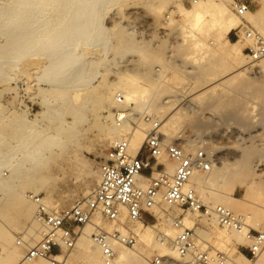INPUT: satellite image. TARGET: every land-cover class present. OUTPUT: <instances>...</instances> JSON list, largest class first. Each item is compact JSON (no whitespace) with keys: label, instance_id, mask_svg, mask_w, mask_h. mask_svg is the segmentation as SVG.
I'll list each match as a JSON object with an SVG mask.
<instances>
[{"label":"bare ground","instance_id":"1","mask_svg":"<svg viewBox=\"0 0 264 264\" xmlns=\"http://www.w3.org/2000/svg\"><path fill=\"white\" fill-rule=\"evenodd\" d=\"M106 1L107 0H0V73L17 70L19 63L23 59L39 57L44 61L38 64L36 62L33 63L32 68L33 70L41 71L39 81L43 80L51 86L61 87L65 83L67 84V81L64 80L67 74H73L74 72L79 78L77 77V80L72 86L75 88V93L73 95L75 97H81L93 94L96 88L91 87L92 89H90L88 87L90 82H80V78L83 77L89 57L96 47V43L93 42V39L96 37L99 38L100 36L102 37L101 34H95L97 28L101 26V18L97 16L96 13L102 10ZM162 1L161 4L168 3V0ZM195 3L196 5H193L192 9H187L182 3L176 2L174 6L171 7V10L168 11L169 17H167L169 24L175 22V20L171 19L174 13L182 17L180 29L182 30V38L194 42V45L202 52L199 55L200 58H204L207 52L210 53H208V64L200 67L193 77L194 80L192 79V84L188 85V87H182L181 93L187 100L186 104H178V99L174 96L168 100H165V98L163 99L164 91L158 87L153 91V81L148 80V77L144 74H138L137 77L133 75L122 78V69H119V72L116 71V76H120L119 79L115 78L114 80H110V82L98 92L97 105L95 108H92L94 109V111L92 110V114H96L95 117L97 116L105 122L104 135L108 141L113 143L123 136H129V151L133 156H136L143 147L147 125L138 120L140 127L136 129H131L127 124L118 127L113 122V110H111L114 105L112 97H114L115 93H122L125 98L126 107L135 104L132 110L137 111L139 113L138 115L147 113L159 121L162 124L160 131L166 137V141L176 142L182 145L181 142H179L181 139H176L175 137L182 123L188 121V116H192L193 112L199 111L197 103L201 104V102L204 101L209 104V107H214L221 103H229L230 105L232 102L235 103L236 99L239 100L238 96L244 98L243 100L245 101L247 100V92H245V90L252 85L250 76L251 71L254 68L264 70V58L255 63L254 61L253 63L248 61L249 57L243 52L240 46L241 42H233L229 38L230 33L242 25L244 21H242V18L238 17L236 13L230 10L225 2L215 3L214 0H199L195 1ZM163 6L164 5H160L159 8L157 7L159 13H161L160 10L164 8ZM55 8H57V10H63L61 13L62 17L57 20L56 26L52 28L50 33L45 36L38 35L40 27H36L35 24L38 19H41L39 14L44 13L43 10H55ZM172 8H174V10ZM244 19H246L252 27H256L257 31L264 37V8L260 10L257 17L249 11ZM27 22L33 23L32 27L27 26ZM101 31L104 33L105 28H102ZM129 35H131V33H129ZM25 37L38 38V40L36 43L34 40L29 42L25 40ZM131 38L132 37L129 36L128 39L131 40ZM207 39L208 41H206ZM198 57L196 58L195 56L197 60ZM101 58L102 55L99 53V59ZM152 59L154 62L161 63L160 55ZM166 69L168 68L163 67V70ZM164 76L165 75H162L160 78L163 77L164 79ZM236 76L241 78V82H237L239 83L238 85H236L235 82L234 85L230 86L229 83H233ZM158 78L154 79V81L156 84H161L164 80ZM237 79L239 78L237 77ZM158 80L163 81L158 82ZM244 93H246V95ZM195 102L197 103L195 104ZM246 104L244 103V108L247 110L246 112H248L250 106L248 108ZM43 105L46 108V111L42 114L46 116L45 118L33 121L27 119L21 120V126L26 128L29 134H22L18 131L17 135L22 138L25 135H29V137L26 140L16 137V139H14L16 146H14L13 149H8V151L4 153H0V170L2 168L10 170V176L7 179L0 178V190L8 191L26 184L29 179L27 174H32L34 176L37 173H41L43 169H47L53 161L62 155V150L65 147L63 141L73 142L76 140L79 126L84 119L78 118L74 111L66 109L68 108L67 106H65L67 111L63 109L64 113L62 110L58 111L61 108L60 106V108L58 107L59 109H55L57 110V112L55 111L57 117H53V113L50 114V111L53 109L51 108L50 102L44 101ZM97 108L103 109L104 112L107 113V116L102 117L97 114ZM249 110H251V108ZM49 114L52 115V117H49ZM248 115H250V113ZM68 116L71 117L70 120L67 119ZM43 121L45 123H43ZM205 130L207 131V127ZM174 138L176 140H174ZM27 141H31L33 144L29 150L27 149L28 152L24 151L25 153L22 154L20 149ZM207 141L209 142L208 139ZM202 142L203 144H208L205 141ZM183 148L188 151L184 146ZM202 148L206 149L210 156H212L214 150H216V148L208 150L205 146ZM15 152L21 153H17V155ZM254 160L255 159L251 160L243 156L239 161L233 163V165L241 162L242 169L256 174L257 165H253V163H255ZM160 162L164 163L167 169L166 171L169 174L174 173V163L168 161L165 156L162 157ZM212 163L210 172H195L189 181L188 187L193 188L197 195V190L202 193L204 200H201L199 195L198 197L204 205L208 203L210 198H213L215 204L214 206L208 204L209 208L224 206L232 210L235 214L244 216L251 227L256 226L257 224H255L256 222L254 223V218L250 213H255L254 215L257 217L264 218V206H259L261 211L256 209L255 206H252L257 205L256 207H258L254 199L259 201L258 198L261 197L258 196H264L263 192H260L262 189H259L257 184L253 181L246 182L245 197L243 199L237 198L234 196L232 189H228L230 180H228V170L226 171V168L231 166V164L220 161L218 162L219 166H217L214 160H212ZM201 174H208V177H202ZM33 179L35 178L33 177ZM99 180L100 175L94 173L92 182L83 188V195L88 197L92 194L95 184L98 183ZM138 180L141 182L140 185L144 187L148 184L149 179L140 177ZM31 191L34 192L36 189L33 188ZM11 198L12 200L8 206L14 210L16 216L20 219H28L30 221V229L21 236V240L24 242V246H31L29 242L32 244L37 242L44 232L42 226L35 220L36 205L31 200L30 194H21V192H18L12 194ZM44 202L51 208L50 199L46 198ZM250 205L254 209L251 208ZM155 212L160 221H170L169 228H165L164 231L170 239H173L177 232L171 224L172 216H175V212H180V209L171 207L163 202L161 207L155 209ZM188 214L190 215L184 217V222L187 227L195 229L198 236V245L200 246L208 244L210 247L216 250L218 249V251L219 249L220 251H224L231 258L234 254L240 253L237 245L241 246L242 243H250L244 233H238L225 228L221 229L217 220L214 218H208L200 214ZM197 216H203L210 221V223L208 222V227L214 237L210 238L208 240L209 242L201 241L200 234H198L199 227L195 224V218ZM0 221L2 220L0 219ZM120 222L124 224V226L121 227L122 232L126 233L129 231L128 229H130L139 237V245L135 250L116 246L115 248L118 251L116 264H148L146 260L148 252L146 253L147 255L145 254L146 256L143 255L144 253L142 254V252L145 251L143 249L144 244L152 250L149 256L155 252L161 254L168 253L171 256H176L175 253L170 250L169 246H162L160 244L156 236V227L144 222H136L131 225L128 224L127 211L125 208L120 216ZM94 224L99 229L107 232H111L115 228L112 222H107L101 215L95 216ZM95 225L90 224L85 227L87 228L86 237L82 240L83 249L86 253L85 263L105 264L99 248L94 245L90 238L92 232L97 229ZM153 232H155V235ZM16 235L17 233L14 230L6 231L0 227V264H21L23 254L15 245ZM233 241H235L236 244L233 243ZM262 254L264 255L262 252L259 256H263ZM231 260V264H247V262L252 261L241 253L236 258H231ZM68 262H70L69 259ZM28 264L49 263L44 259H36Z\"/></svg>","mask_w":264,"mask_h":264},{"label":"rangeland","instance_id":"2","mask_svg":"<svg viewBox=\"0 0 264 264\" xmlns=\"http://www.w3.org/2000/svg\"><path fill=\"white\" fill-rule=\"evenodd\" d=\"M161 1L107 0L102 10L96 13L101 18V26L97 28L95 34H101L102 37L93 39L96 47L89 57L83 77L80 78V82H90V86L88 84L90 89L96 88V91L89 96L75 97L73 95L75 88L72 86L78 77L74 72L73 74H67L64 79L67 84L65 83L66 85L64 84L61 87L51 86L41 80V78L40 80L43 82L39 81L41 71L32 69L33 63L36 62L38 64L44 61L39 57L23 59L19 63L17 70L10 71L12 74L10 72L0 73V153H4L16 146L14 139L16 137L22 138L17 135L18 131L22 134L28 133V130L21 126V120L33 121L46 117L42 115L46 111L43 105L44 101L50 102L51 108H53L50 114L53 113V117H57V113H55L57 110L55 109L61 107L62 109L60 108L58 111L62 110L63 112V109H70L74 111L78 118L84 119L79 126L77 138L74 140L75 143L74 141H63L65 147L62 150V155L53 161L47 169H43L41 173H37L34 176L27 174V177H29L28 182L20 187L8 191L0 190V219L2 220L0 221V227L6 231L14 230L17 233L15 245L20 249L23 256L27 247L19 245V240L30 229V221L28 219H20L16 216L14 210L8 206L12 200L11 195L18 192H21V194L40 195L44 200L46 198L51 200V208L57 207L61 209L70 207L77 200L87 197L83 195L82 190L92 182L94 173H98L99 165L112 144L104 135L105 122L101 118L95 117L96 114H92L94 111L92 108L97 105L98 92L110 80L119 79L120 76H116L119 69L123 71L122 78L133 75L137 77L138 74L146 75L148 80L153 81V91L157 87L161 88L164 91L163 99L168 100L174 96L178 99V104L182 105L187 102L181 93L182 87H188V85L192 84L193 77L200 67L208 64V55L210 53L207 52V56L200 58L199 55L202 52L194 45V42L182 38V30H180L182 17L174 13L171 19L175 20V22L169 24L167 20V17H169L168 11L171 10L174 3L180 2L185 8L192 9L193 5H196L195 1L199 0H168V3L164 4H161ZM214 1L215 3L225 2L229 9L234 12L232 8L234 0ZM239 1L247 3L255 17L264 8V0ZM159 4L164 5V8L162 7L164 10H160L161 13H159L158 9ZM172 9L174 10V8ZM43 12L39 14L41 19H38L35 24L36 27H40L38 35L41 36L47 35L56 26L57 20L62 17L61 13L63 10L55 8V10H43ZM244 21L247 20L245 19ZM26 25L32 27L33 23L27 22ZM102 28H105L104 33L101 31ZM253 28L257 30L256 27ZM128 35L132 37L131 40L128 39ZM229 38L233 42H238L237 31L233 30ZM25 40L29 42L34 40L36 43L38 38L25 37ZM246 45L244 42L240 43L243 52ZM99 53L102 55L101 59H99ZM159 55L161 63L152 61L153 57ZM195 56L196 58L199 56L198 60ZM248 61L253 63L250 58ZM163 67L168 69L163 70ZM256 69L254 68L251 71L252 85H250V89L245 90L247 95L244 93L247 96V100L244 101V98L238 96L239 100L236 99L235 103L232 102L230 105L229 103H221L214 107H209V104L204 101L201 104L195 102L199 107V111L193 112L192 116H188V121L182 123V128L180 126V130H178L175 137L176 139L180 138L179 142H181L182 146L188 151L192 150L191 152L204 146L208 150L216 148L212 155L213 160L217 163V166H219L218 162L220 161L231 164V166L226 168V171L228 170V180H230L228 189H232L234 196L240 199L245 197V184L250 181L257 184L258 188L262 189L260 192L264 194V70ZM158 75L159 78L162 75L167 78L166 80L163 77L160 78L164 81L158 80V82H163L156 84L154 79H157ZM235 78L233 83L231 82L232 84L229 83L230 86L234 85L235 82L236 85L239 84L237 82H241L239 76ZM117 94L122 95L120 92L114 94V97H112L114 105L111 110L115 107V96ZM244 103H247L246 105L248 108L250 106L251 110L249 108L248 112H246ZM65 106L68 108L65 109ZM131 106L134 108L135 104H131ZM97 112L102 117L107 116L103 109L97 108ZM135 112L137 115L139 114L137 111ZM249 113L250 115H248ZM50 114L49 117H52ZM67 119L70 120L71 117L68 116ZM43 123L45 122L43 121ZM206 127L207 131L205 130ZM28 137L29 135H25L22 139L26 140ZM175 138L174 140H176ZM202 141L208 144H203ZM32 144L33 142L31 141L23 144L20 149L22 154L28 152L27 149L29 150ZM21 152H15V154H20ZM243 156L251 160L255 159L253 165H257L256 174L242 169L241 162L233 165ZM9 176V169L2 168L0 170V178L7 179ZM201 176L208 177V174H201ZM98 184L99 182L95 184L94 190ZM33 188L36 191H31ZM197 192L201 200H204L202 193L199 190ZM258 197H261L258 198L259 201L254 199L258 207H256L257 205L252 206L261 211L259 206H264V196L260 195ZM208 204L214 206V199L210 198L205 205L209 206ZM252 206L250 205L251 208H253ZM177 214H183V217L190 215L183 213L181 210L174 213V215ZM250 214L254 218V223L256 222L255 224H257L252 228L258 229L261 224H264L263 217H257L254 215L255 213ZM149 219L152 225L157 224L156 228L161 230L168 229L170 226V221L162 222V220H159L157 222L151 217ZM195 219V224L199 227L198 234H200L201 241L207 242L214 237L208 227V222L210 223V221L207 218L197 216ZM86 230L87 228L83 231L76 249L70 254V264H87L85 263L86 253L82 243L83 238L86 237ZM153 233L155 235V232ZM29 243L34 245L36 242L33 244ZM233 243L236 244L235 241ZM237 246L240 253L251 260L248 250L249 244L242 243L241 246ZM143 249L145 251L142 254L144 253L143 255H145L148 252L149 257L152 250L146 247L145 244ZM221 252L224 251L221 250ZM240 253L234 254L231 258H236ZM261 257L259 256L251 262H247V264H264V255Z\"/></svg>","mask_w":264,"mask_h":264},{"label":"built area","instance_id":"3","mask_svg":"<svg viewBox=\"0 0 264 264\" xmlns=\"http://www.w3.org/2000/svg\"><path fill=\"white\" fill-rule=\"evenodd\" d=\"M232 8L238 17L245 20L250 6L234 0ZM238 41L247 45L244 53L251 61L264 58V37L247 21L236 29ZM131 105L126 107L121 94L115 96L113 122L122 127L127 124L131 129L139 126V121L147 125L143 147L136 156L130 154L129 136L115 140L100 163L98 173L100 181L88 197L77 200L67 208H50L40 195L30 194L36 205L35 220L44 232L34 245L28 246L21 264H28L36 259H44L49 264H69L72 250L83 234L86 226L94 224L96 215L115 225L107 232L97 229L90 235L93 243L101 252L105 264H116L118 251L116 246L135 250L139 237L130 229L124 233L120 216L127 211L128 224L136 222L150 223V217L159 221L155 209L165 202L183 213L204 215L217 220L222 228L244 233L249 240L251 260L258 258L264 250V224L258 229L252 228L246 218L235 214L229 208L204 205L196 191L188 187L195 172L208 173L212 169L213 156L206 149L187 151L176 142L166 141L160 131L162 124L149 114L137 115ZM166 157L175 164V171L169 174L160 160ZM140 177L148 178L146 186L140 185ZM172 227L177 234L170 239L164 230L156 228L157 239L162 246H169L175 257L168 253H153L147 257L148 264H231L228 254L218 251L208 244L198 245V236L193 228L186 226L183 214L172 216ZM152 225V224H151ZM157 227V224L153 225ZM19 245H24L20 239Z\"/></svg>","mask_w":264,"mask_h":264}]
</instances>
